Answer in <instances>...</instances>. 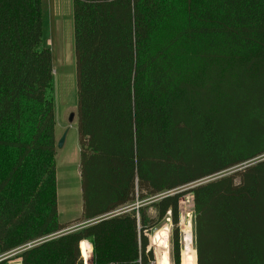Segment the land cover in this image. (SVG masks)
Masks as SVG:
<instances>
[{
	"label": "trees",
	"instance_id": "1",
	"mask_svg": "<svg viewBox=\"0 0 264 264\" xmlns=\"http://www.w3.org/2000/svg\"><path fill=\"white\" fill-rule=\"evenodd\" d=\"M72 15L82 211L61 224L42 3L0 0V255L38 242L22 264H83L88 242L90 264H148L170 212L181 264L191 194L196 264H264V0H72Z\"/></svg>",
	"mask_w": 264,
	"mask_h": 264
},
{
	"label": "rangeland",
	"instance_id": "2",
	"mask_svg": "<svg viewBox=\"0 0 264 264\" xmlns=\"http://www.w3.org/2000/svg\"><path fill=\"white\" fill-rule=\"evenodd\" d=\"M41 3L42 39L39 49L47 48L52 55L51 95L54 106L56 142L64 131L69 129L63 147L61 149H55L58 217L59 222L65 224L79 219L82 211L81 182L79 176V144L76 120L77 94L72 0H41ZM72 113L74 114V119L72 122H69L68 118ZM261 158H264V155ZM211 179L212 178H209L208 180L205 179L195 184L187 185L181 188V191L190 189L195 185L205 183ZM164 195L166 194L161 196ZM188 196L189 195L186 194L181 198L182 203ZM157 199L158 197L154 198L155 201ZM146 201L147 200H145V202ZM149 203L150 202H146V204ZM137 204L139 203H134L133 206L137 207ZM184 204L186 203L184 202ZM189 209V206L186 204V209L183 207L182 212L179 214L178 228L181 264H188L186 253H192L191 255L194 259L193 264H196L193 226L194 212L190 218L185 216V213L189 211ZM148 215L151 218H156V212L151 208L148 209ZM168 217H170V215L167 214L165 218L149 232L148 241L151 251L153 255H156L155 257L158 261L153 243L156 237L159 242L164 240L162 236L158 237L157 235L162 229L167 228L168 234L166 235L165 248L167 249L171 264V233L173 225ZM84 224H86V222L71 224L63 232L78 229ZM85 243L91 247L88 242ZM11 252L9 254L5 253L0 255V264H22L21 259L18 258L20 250L17 249ZM88 264H90V259Z\"/></svg>",
	"mask_w": 264,
	"mask_h": 264
},
{
	"label": "bare ground",
	"instance_id": "3",
	"mask_svg": "<svg viewBox=\"0 0 264 264\" xmlns=\"http://www.w3.org/2000/svg\"><path fill=\"white\" fill-rule=\"evenodd\" d=\"M167 234H168V230H167V228H164V229L161 230V232L158 233L157 236L158 237L162 236V239H166V235ZM154 247H155V250H156L155 252L157 254V257H158V264H170L169 256L167 254V249L165 248L166 247L165 240H161L159 242V241H157V237H156V239L154 241ZM80 253H81V256H82V259H83V264H88L89 263V254L91 253V247H89V245L84 243L80 247ZM191 254L190 253H186V255H187V263L188 264H193L194 263V259H193V256Z\"/></svg>",
	"mask_w": 264,
	"mask_h": 264
},
{
	"label": "built area",
	"instance_id": "4",
	"mask_svg": "<svg viewBox=\"0 0 264 264\" xmlns=\"http://www.w3.org/2000/svg\"><path fill=\"white\" fill-rule=\"evenodd\" d=\"M169 194H172V192H169ZM189 196L184 200V202L187 204V206H189V211H187L186 213H185V216H187L188 218H190V217H192V215H193V212H194V209H193V198H192V195L191 194H188ZM184 202L182 203V201H180V203H179V214L182 212V210H183V207L186 209V204H184ZM138 205V204H137ZM136 205V206H137ZM138 207V206H137ZM122 210V209H121ZM116 213H118V211H115V212H113V213H111V215H113V214H116ZM168 215H170V212H168L167 213ZM108 215H110V214H108ZM106 217V216H105ZM168 218H170V217H168ZM166 239H167V237H166ZM166 239H164L165 241H166ZM36 243H38V242H33V243H29V244H26V245H23V246H21V247H19V248H16V249H14V250H12V251H15V250H17V249H19L20 250V253H21V251L23 252L25 249H28V248H30V247H32L33 245H35ZM153 245H154V243H153ZM149 248H150V246H149ZM151 249V248H150ZM11 252V251H10ZM10 252H8V253H6V254H9ZM12 253V252H11ZM156 255H153V259L148 263V264H157L158 263V261H157V258L155 257ZM1 260V259H0ZM139 261V263H140V259L138 260Z\"/></svg>",
	"mask_w": 264,
	"mask_h": 264
},
{
	"label": "water",
	"instance_id": "5",
	"mask_svg": "<svg viewBox=\"0 0 264 264\" xmlns=\"http://www.w3.org/2000/svg\"><path fill=\"white\" fill-rule=\"evenodd\" d=\"M74 119V114H70L69 115V118H68V121L69 122H72ZM68 130L69 129H66L64 131V133L62 134V136L59 138V140L56 142V145H55V149H61L65 143V139H66V136H67V133H68Z\"/></svg>",
	"mask_w": 264,
	"mask_h": 264
}]
</instances>
